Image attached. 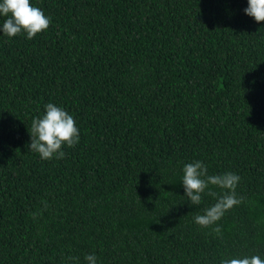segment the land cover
Segmentation results:
<instances>
[{"label":"trees","instance_id":"1","mask_svg":"<svg viewBox=\"0 0 264 264\" xmlns=\"http://www.w3.org/2000/svg\"><path fill=\"white\" fill-rule=\"evenodd\" d=\"M31 2L49 27L0 36V264L264 257V21L247 0ZM48 102L79 128L62 158L27 147ZM196 159L241 178L207 227L193 217L214 197H183Z\"/></svg>","mask_w":264,"mask_h":264},{"label":"clouds","instance_id":"2","mask_svg":"<svg viewBox=\"0 0 264 264\" xmlns=\"http://www.w3.org/2000/svg\"><path fill=\"white\" fill-rule=\"evenodd\" d=\"M244 13L256 22L264 21V0H247ZM0 36L13 37L24 33L32 39L50 24V17L31 0H0ZM44 111L31 121L29 151L39 155L41 159L62 158V146L73 147L80 140L79 128L74 116L65 108L53 102L43 106ZM181 184L183 197L190 205H199L203 196H212L215 202L203 208L202 213L193 217L196 224L203 227L215 224L226 211L241 202L236 187L240 176L231 171L209 174L208 166L201 160L183 163L181 168ZM212 186L220 189L217 193ZM219 232V226L215 228ZM76 257H68L66 264L76 261ZM85 264H98L95 252L86 253ZM218 264H264V257L259 254L221 257Z\"/></svg>","mask_w":264,"mask_h":264}]
</instances>
